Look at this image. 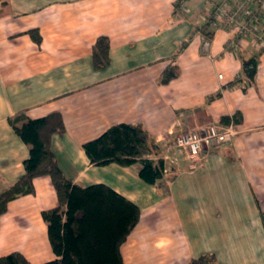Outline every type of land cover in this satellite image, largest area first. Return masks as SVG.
<instances>
[{"label":"crops","instance_id":"0c3cea01","mask_svg":"<svg viewBox=\"0 0 264 264\" xmlns=\"http://www.w3.org/2000/svg\"><path fill=\"white\" fill-rule=\"evenodd\" d=\"M217 1L0 0V191L28 153L8 119L60 112L65 130L51 148L62 173L104 183L140 208L120 246L124 264H188L209 253L216 264H264V48L249 38L232 46L218 28L202 51L205 12ZM102 35L109 63L94 68ZM244 60L256 61L252 80ZM167 68L175 75L162 81ZM221 116L237 134L192 164L174 136ZM120 122L146 130L171 178L149 184L134 165L90 163L82 143ZM33 183L0 215V255L19 251L40 264L55 257L41 212L57 198L48 176Z\"/></svg>","mask_w":264,"mask_h":264},{"label":"trees","instance_id":"16d2710c","mask_svg":"<svg viewBox=\"0 0 264 264\" xmlns=\"http://www.w3.org/2000/svg\"><path fill=\"white\" fill-rule=\"evenodd\" d=\"M220 3L217 1L215 5ZM204 35L212 36L206 24L201 26ZM35 41L40 40L36 28L28 30ZM109 39L99 36L92 46V65L102 68L109 63ZM243 61L246 76L252 80L256 61ZM175 72L167 68L161 80L167 81ZM236 112L233 121H240ZM222 124L229 116H221ZM20 139L28 146L23 160V173L8 187L0 191V215L7 203L20 195L34 193L33 180L48 176L54 188L57 205L41 212L47 225V237L54 258L40 264H124L120 246L136 225L140 208L136 203L104 183L82 186L67 178L60 170L51 148L53 134L65 130L60 112H51L35 118L16 114L8 119ZM82 147L90 163L120 166H136L138 176L144 182L156 184L171 178L165 161L156 150L146 130L139 124L120 122L111 125L98 136L86 140ZM165 188V187H164ZM0 264H32L21 252L12 251L0 255ZM188 264H216L214 254H202L191 258Z\"/></svg>","mask_w":264,"mask_h":264},{"label":"built area","instance_id":"2783aa9c","mask_svg":"<svg viewBox=\"0 0 264 264\" xmlns=\"http://www.w3.org/2000/svg\"><path fill=\"white\" fill-rule=\"evenodd\" d=\"M204 20L210 29L222 28L230 32L232 46L243 38H249L264 48V0H221L205 12ZM210 39L206 35L202 37V51L208 50ZM236 134L237 129L232 122H214L181 131L174 136L173 144L194 164L205 148L227 144Z\"/></svg>","mask_w":264,"mask_h":264},{"label":"rangeland","instance_id":"374dc122","mask_svg":"<svg viewBox=\"0 0 264 264\" xmlns=\"http://www.w3.org/2000/svg\"><path fill=\"white\" fill-rule=\"evenodd\" d=\"M221 2V1H220ZM216 3V2H215ZM214 6H215V4H214ZM201 19V18H200ZM202 126H204V125H202ZM160 184L162 185V182H160Z\"/></svg>","mask_w":264,"mask_h":264}]
</instances>
